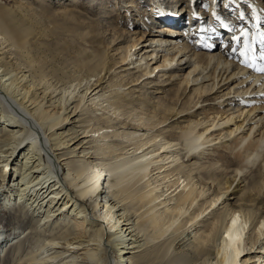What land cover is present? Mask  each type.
Listing matches in <instances>:
<instances>
[{"label": "bare ground", "instance_id": "1", "mask_svg": "<svg viewBox=\"0 0 264 264\" xmlns=\"http://www.w3.org/2000/svg\"><path fill=\"white\" fill-rule=\"evenodd\" d=\"M110 1L81 34L109 30L107 47L92 37L58 63L40 56L58 29L0 0V205L34 220L1 230V250L21 237L13 264H264V0H216L231 26L219 48L211 0ZM186 15L211 47L181 37Z\"/></svg>", "mask_w": 264, "mask_h": 264}, {"label": "rangeland", "instance_id": "2", "mask_svg": "<svg viewBox=\"0 0 264 264\" xmlns=\"http://www.w3.org/2000/svg\"><path fill=\"white\" fill-rule=\"evenodd\" d=\"M15 1V2H14ZM17 1H21V0H6V3H5V7L6 8H8V9H10V7H11V9H13V6L14 5H16L18 2ZM23 2V4L21 3V4H19V5H23V6H21L22 8H23V10H25V11H27L28 13H29V15H30V13H34L35 15V20H34V22H35V24H36V26H38V27H40L41 28V26H42V24H43V29L45 28V26H49V29H47V28H45V33H48V32H46V31H48V30H50L51 28V26H52V28L54 29V30H57L58 31V33H57V31H54L52 34H47V35H49L48 37H50L49 38V40H47L46 41V44L48 45L49 44V46L48 47H50V48H48V51H47V48H45L44 49V52L43 53H41L40 54V56L41 57H43V56H46V59H49V58H51V56L49 57V55H50V51H49V49H51V47H53V48H55V49H58V51H60V53H59V55L56 57V62H60V61H62L63 59H65V60H73L75 57H76V51H78L80 48H82V47H84V46H87V44H90L91 43V41L93 40V38H94V40H95V43H97L96 42V40H98L99 38H101V44H100V46H102V45H104V48H106L107 47V45L109 44V41H110V36H109V34L107 33V32H109V30H106V32L104 33V35H106L105 36V38H104V35H99L97 38L94 36L93 37V32H90L88 35L89 36H87V37H85V36H82L81 34H83V32L86 30L85 28L87 27V26H89L90 25V22L95 18V13H97L98 14V16L99 15H103L104 14V12H105V8L106 9H110V10H108V14H114L115 13V11H117V7L116 6H114L113 4H111V1L109 0H93V2H91V0H60V5L58 4V0H41V2L39 3V6H35V5H32V7H29V8H32V9H30L29 10V8H28V5L31 3V1H33V0H22ZM107 1V2H106ZM201 1V0H200ZM25 2V3H24ZM91 2V3H90ZM98 2V3H97ZM105 2V3H104ZM137 2H139V3H137ZM206 1H201V3H200V7H198V10L199 9H201L202 8V11H204L205 10V3ZM222 2V1H221ZM228 2V1H227ZM226 2V3H227ZM64 3V4H63ZM148 3H149V1L148 0H136V2H135V4L138 6V7H140V9H141V11H143L144 9H146L147 8V6L149 7V5H148ZM226 3L224 4L225 6H228V4L226 5ZM26 4V5H25ZM110 4L111 5H113V6H111V7H109L110 6ZM166 4H168V5H175V4H177V3H175V0H166ZM63 5H67V9H73V8H75L76 10H74L75 12H78V13H81V16H80V18L78 19V20H76V21H74V20H70L71 22H69V19H67V18H64V15L60 12L61 10H60V8L61 7H64ZM179 5V4H178ZM220 5H223V4H219V5H217L218 7H216V9L215 8H212V6H211V10H213V11H216V13H217V11L218 10H220ZM25 6H27V7H25ZM30 6V5H29ZM106 6V7H105ZM248 6V7H247ZM14 7H16V6H14ZM107 7H109V8H107ZM115 7V8H114ZM143 7V8H142ZM33 8H35L34 10H33ZM84 8V9H83ZM114 8V9H113ZM178 7H176V9H177ZM238 8H240L241 9V11H243V12H246L247 10H249V4H244V5H242V7H238ZM15 9V8H14ZM174 9V8H173ZM234 9V11L236 12V7H234L233 8ZM104 10V11H103ZM115 10V11H114ZM197 10V9H196ZM35 11V12H34ZM58 11L60 12V13H58ZM96 11V12H95ZM114 11V12H113ZM206 11V10H205ZM233 11V10H232ZM41 14H40V13ZM147 12V11H146ZM37 13H39V14H37ZM232 13V15L234 14L233 12H231ZM63 15V16H62ZM143 15H144V18H148V17H146L147 16V14L145 13V12H143ZM187 16V15H186ZM218 16V15H217ZM226 16V15H225ZM37 17H39V18H37ZM140 17V16H139ZM188 17V16H187ZM246 17H247V15H246ZM37 18V19H36ZM66 19V20H64V19ZM38 19H40V20H38ZM38 20V21H37ZM68 20V22H66ZM91 20V21H90ZM110 20V18L108 17V18H105V19H100V24H98L99 25V27H100V30H99V32H102L103 30H104V28H106L107 26H108V22L107 21H109ZM140 20H142V18H140ZM140 20H138V24L140 23ZM216 20H219V17H218V19H216ZM42 21V22H41ZM45 21V22H44ZM63 21V23L64 24H61V22ZM74 21V22H73ZM46 22L48 23V24H46ZM42 23V24H41ZM60 23V24H59ZM75 23V24H74ZM107 23V24H106ZM149 23V22H148ZM163 23H165V22H163ZM41 24V25H40ZM66 24V25H65ZM78 24V25H77ZM89 24V25H88ZM105 24V25H104ZM141 24V23H140ZM150 24V23H149ZM165 24H170V23H165ZM55 25V26H54ZM62 25V26H61ZM65 25V26H64ZM67 25H68V28H67ZM72 25V26H71ZM104 25V26H103ZM135 25H137V24H135ZM135 25H134V27H135ZM151 25H153L152 23H151ZM63 26H64V29H61V28H63ZM157 26H160V24L159 23H156V24H154L153 25V27H155V28H157ZM70 27H72V28H70ZM73 27H74V29H73ZM65 28H67V29H69V31L70 32H68L67 31V29H65ZM52 29V30H53ZM102 29V30H101ZM148 29H151V28H149V27H146V30H148ZM59 30H62V31H60L59 32ZM73 30V31H72ZM251 30V29H250ZM65 31H67V34L68 35H66V32ZM74 33V35H73V33ZM231 31V26H230V30H228V32H230ZM232 31H234V30H232ZM64 34H63V33ZM70 33V34H69ZM80 33V34H79ZM107 33V34H106ZM57 34V35H56ZM60 34H63V36L62 35H60ZM103 34V33H102ZM53 36H54V39H53ZM57 36V37H56ZM59 36V37H58ZM47 37V38H48ZM93 37V38H92ZM64 38V39H63ZM223 38V37H222ZM221 38V39H222ZM61 39V40H60ZM103 39H104V41H103ZM53 40H55L57 43L58 42H60V43H58V44H56V42L54 43L53 42ZM57 40H59V41H57ZM248 40V36H246L245 37V39H243V37L241 38L240 37V41H238V44H237V40H235V41H233V50H235V52L236 53H234V55H235V57L237 58V57H239V56H237L236 54L238 53L237 51H239V49L243 46V50H246V45L248 44V42L249 41H247ZM51 41V42H50ZM66 41L69 43V48L68 49H66V48H64L63 46V44L64 43H66ZM218 41H222V40H216V42H215V44L218 46V48L221 46V45H219V43H217ZM50 42V43H49ZM63 42V43H62ZM53 43V44H52ZM236 43V44H235ZM51 44V45H50ZM67 44V43H66ZM106 44V45H105ZM214 44V45H215ZM55 45H56V47H55ZM240 46V47H239ZM103 47V46H102ZM52 48V49H53ZM73 48V49H72ZM97 48H99V47H97ZM101 48V47H100ZM261 51H263L264 52V48H263V50H261ZM73 54V55H72ZM48 55V56H47ZM240 58V57H239ZM239 58H237V59H239ZM59 60V61H58ZM67 60V61H68ZM235 103H237V102H235ZM234 106V105H233ZM9 179H10V177H9ZM210 192L211 191H209L208 192V194H210ZM99 194H102V192H100ZM3 203L0 205V231L2 230V233H5L6 232V234H7V237H10V238H12L14 235H15V233L17 232V231H15V233H13L14 231H12V230H14L15 228H17L18 229V232H20V231H22V230H24V228L27 226V225H29V224H32L33 222H34V220H32L30 217H29V215H27V214H21V212H20V210L19 209H17L16 207H14L13 205H11V207H5V206H3ZM25 215H27V216H25ZM207 216L205 217V218H209L211 215H210V213H208V214H206ZM22 217V218H21ZM28 217H29V219H28ZM96 217V216H95ZM26 218V219H25ZM73 220H76V224H81V225H83L82 227H83V231L81 232L80 230H81V226H79L78 228H77V230L75 231L77 234H81L82 235V239H84L85 237H86V235H87V233H86V235H84V230H85V228H88V225H86V222H84V220H82V218H77V216H74L73 215ZM19 219H21V220H23V223L21 222V220L19 221ZM29 221H30V223H29ZM12 231V232H11ZM12 233V234H11ZM24 233H26V232H24ZM5 235V234H4ZM21 238V237H20ZM18 239V238H16V240H15V242H12V245L11 246H9V245H6L5 246V248H4V250H1V248H0V264H13L14 262H15V258H17L18 257V255L21 253V252H25V249L27 248V246H28V243L30 242V240H23V239ZM8 239V238H7ZM87 238H85V240H86ZM18 241V242H17ZM19 243V246H16L17 244ZM3 246V245H2ZM255 252H257L258 251V249H256V250H254ZM255 252H253V253H255ZM8 253V254H7ZM252 253V254H253ZM261 254V253H260ZM258 255H259V253H258Z\"/></svg>", "mask_w": 264, "mask_h": 264}, {"label": "snow or ice", "instance_id": "3", "mask_svg": "<svg viewBox=\"0 0 264 264\" xmlns=\"http://www.w3.org/2000/svg\"><path fill=\"white\" fill-rule=\"evenodd\" d=\"M232 39H236V37H233Z\"/></svg>", "mask_w": 264, "mask_h": 264}]
</instances>
